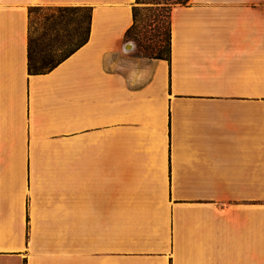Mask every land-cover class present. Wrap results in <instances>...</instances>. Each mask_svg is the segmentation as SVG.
I'll return each mask as SVG.
<instances>
[{
    "label": "crops",
    "instance_id": "1",
    "mask_svg": "<svg viewBox=\"0 0 264 264\" xmlns=\"http://www.w3.org/2000/svg\"><path fill=\"white\" fill-rule=\"evenodd\" d=\"M90 7L30 74L31 9ZM132 0H0V264H264V0H189L169 59Z\"/></svg>",
    "mask_w": 264,
    "mask_h": 264
},
{
    "label": "rangeland",
    "instance_id": "2",
    "mask_svg": "<svg viewBox=\"0 0 264 264\" xmlns=\"http://www.w3.org/2000/svg\"><path fill=\"white\" fill-rule=\"evenodd\" d=\"M167 2L169 0H132L136 7V24L126 41H130L133 48L125 52L146 58L165 56ZM87 12L59 7L33 9L29 16L31 50L40 54L49 52L53 58H59L83 36L88 24Z\"/></svg>",
    "mask_w": 264,
    "mask_h": 264
},
{
    "label": "trees",
    "instance_id": "3",
    "mask_svg": "<svg viewBox=\"0 0 264 264\" xmlns=\"http://www.w3.org/2000/svg\"><path fill=\"white\" fill-rule=\"evenodd\" d=\"M189 0H169L167 2L168 8H169V14L170 10L174 5L180 4V5H185L188 3ZM62 9H72V10H77V9H83L87 10V28L86 31L84 32L83 36L80 38L78 42L74 44V46L64 52L59 58H53L49 52H45L43 54L36 53L35 51L31 50V45H30V39L28 35V45H27V69L30 74H43L46 73L50 70H52L55 66H57L63 59H65L67 56H69L71 53H73L76 49L81 47L85 42L88 40L89 36V23L91 19V8L90 7H59ZM33 9H31L30 13L32 12ZM132 18L133 22L131 26L127 29L125 33V38L128 39L130 38V34L132 30L135 27L136 24V7L133 5L132 7ZM169 18V16H168ZM166 54L164 57H156V58H163V59H169V54H170V30H169V20H168V30H167V37H166Z\"/></svg>",
    "mask_w": 264,
    "mask_h": 264
},
{
    "label": "water",
    "instance_id": "4",
    "mask_svg": "<svg viewBox=\"0 0 264 264\" xmlns=\"http://www.w3.org/2000/svg\"><path fill=\"white\" fill-rule=\"evenodd\" d=\"M133 48V45L130 41L126 42L124 45V50H130Z\"/></svg>",
    "mask_w": 264,
    "mask_h": 264
}]
</instances>
